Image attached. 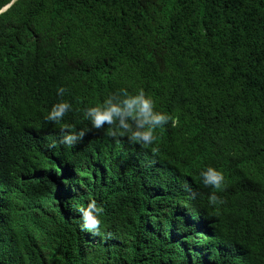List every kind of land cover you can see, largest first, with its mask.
Masks as SVG:
<instances>
[{
	"label": "trees",
	"instance_id": "trees-1",
	"mask_svg": "<svg viewBox=\"0 0 264 264\" xmlns=\"http://www.w3.org/2000/svg\"><path fill=\"white\" fill-rule=\"evenodd\" d=\"M29 65L48 92L30 91ZM120 89H143L175 126L147 147L93 128L84 110ZM16 99L24 115L7 109L0 123L11 141L0 158V264H207L191 235L200 209L225 236L245 228L253 264H264V0H0V101ZM61 99L71 110L46 121ZM65 124L86 135L61 144ZM150 147L162 173L179 163L196 173L185 169L171 195L133 190L120 160ZM209 166L224 175L222 205L209 204ZM92 199L99 235L78 211Z\"/></svg>",
	"mask_w": 264,
	"mask_h": 264
},
{
	"label": "clouds",
	"instance_id": "clouds-1",
	"mask_svg": "<svg viewBox=\"0 0 264 264\" xmlns=\"http://www.w3.org/2000/svg\"><path fill=\"white\" fill-rule=\"evenodd\" d=\"M5 8L6 6L2 7L1 10ZM30 66L27 70V86L30 88V91L37 95L48 92L45 82L42 89L32 84L29 77ZM66 91L67 89L64 87L57 89V93L61 98ZM16 104L17 99L9 104L0 101V123L5 119L7 109H10L17 117L18 115H24L22 111L14 108ZM71 107V104L61 99L52 105L45 117L46 121L60 123L66 113L71 110ZM84 116L95 129H103L107 126V135L110 137L126 136L132 142L131 144H140L144 147L152 146L157 140L155 136L156 129L163 127L169 121H172L173 126H175L176 122L171 115L156 111L153 99L143 89H140L134 95L130 94L127 89H120L118 92L105 98L103 103L86 108ZM85 135L86 132L84 130L76 132L71 125L65 124L61 129L60 143L73 146L77 141L82 140ZM10 144L9 135L3 134V138L0 141V158L4 156L5 149ZM55 146L54 142L49 147ZM155 150L154 147L152 149L150 147L143 153H137L138 149L136 148L127 149L128 158L120 160V162L130 169L131 180L128 187L135 190L139 183H143L149 194L163 193L171 195L181 180L185 169H188L191 173H196V171L187 165L179 163L176 169H172L167 174L162 173L161 168L149 163L148 157ZM15 166L17 165L14 162H7L5 170L10 173L11 169ZM153 173H156L157 182L150 181ZM200 177L205 187H210L214 190L208 197L209 204H224L225 201L216 194L217 191L223 190V173L209 166L200 172ZM188 191L192 198L198 195L197 192L190 188ZM78 211L81 213L82 227L90 230L93 234L99 235L101 229L99 217L103 212V208L98 206L95 199H92L87 204V207L82 206ZM199 215V219L193 220L191 235L194 239L195 248L203 255L207 264L254 263L257 252H253V236L245 228L238 227L234 235L225 236L222 234L220 221L217 216L203 209L199 210ZM176 230L182 231V228L173 226L170 232L173 233Z\"/></svg>",
	"mask_w": 264,
	"mask_h": 264
},
{
	"label": "bare ground",
	"instance_id": "bare-ground-1",
	"mask_svg": "<svg viewBox=\"0 0 264 264\" xmlns=\"http://www.w3.org/2000/svg\"><path fill=\"white\" fill-rule=\"evenodd\" d=\"M159 165H162V164H159Z\"/></svg>",
	"mask_w": 264,
	"mask_h": 264
}]
</instances>
